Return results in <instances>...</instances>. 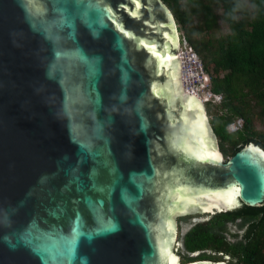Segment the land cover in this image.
I'll list each match as a JSON object with an SVG mask.
<instances>
[{
  "label": "water",
  "instance_id": "95a60500",
  "mask_svg": "<svg viewBox=\"0 0 264 264\" xmlns=\"http://www.w3.org/2000/svg\"><path fill=\"white\" fill-rule=\"evenodd\" d=\"M141 5L0 0V264H215L180 262L176 218L264 206V150L224 161L172 12ZM164 31L173 59L143 47Z\"/></svg>",
  "mask_w": 264,
  "mask_h": 264
},
{
  "label": "trees",
  "instance_id": "16d2710c",
  "mask_svg": "<svg viewBox=\"0 0 264 264\" xmlns=\"http://www.w3.org/2000/svg\"><path fill=\"white\" fill-rule=\"evenodd\" d=\"M161 1L201 58L212 92L223 97L218 105L207 104L221 152L230 158L249 142L264 150V133L256 131L253 123L264 117V0ZM220 21L228 32L216 36ZM239 118L242 129L229 132V124ZM228 224L244 227L243 233H231ZM183 246L182 263L228 256L227 264H264V206L241 204L216 213L207 222L194 225L185 234ZM196 253L198 258L188 256Z\"/></svg>",
  "mask_w": 264,
  "mask_h": 264
},
{
  "label": "built area",
  "instance_id": "2783aa9c",
  "mask_svg": "<svg viewBox=\"0 0 264 264\" xmlns=\"http://www.w3.org/2000/svg\"><path fill=\"white\" fill-rule=\"evenodd\" d=\"M178 56L181 62L182 82L185 91L191 94H197L203 100V105L220 104L223 97L212 92L210 77L204 70L201 58L189 44L187 39L182 38L180 34ZM242 127L243 120L239 118L235 122L229 124L228 131L234 133L241 130Z\"/></svg>",
  "mask_w": 264,
  "mask_h": 264
},
{
  "label": "rangeland",
  "instance_id": "374dc122",
  "mask_svg": "<svg viewBox=\"0 0 264 264\" xmlns=\"http://www.w3.org/2000/svg\"><path fill=\"white\" fill-rule=\"evenodd\" d=\"M218 14H220V12L217 11ZM220 23V26L218 29H216V31H214V34L216 36H221L225 33L228 32L227 30V27L225 25V23H223L222 21L219 22ZM177 24V23H176ZM195 24V23H194ZM178 33L181 35L182 38H185V35L182 34L181 32H179L178 30ZM182 86H183V89H184V84L182 82ZM206 108V114L208 115V106H205ZM215 107L210 111V113L212 114L213 112H215ZM208 118H209V115H208ZM211 118V117H210ZM210 118H209V121H208V124H209V127L213 133V135L215 136L216 138V142L219 144V140L218 138L216 137V135L214 134L213 130H212V126H211V123H210ZM254 123V127L256 129V131H259V132H262L264 133V117H259V119H254L253 121ZM223 157H224V161H226L227 159H229L227 156H225L223 154ZM201 215V216H200ZM196 216V217H195ZM199 216V217H198ZM213 215H204V214H200V213H195V214H191V215H186V216H179L176 218V223L178 225V229H179V232H178V241L179 243L177 244V247H176V252L177 254L179 255L180 257V262H183L182 260V257H184L186 255V252H185V248L183 246V238L185 236V234L196 224L198 223H203V222H207ZM195 217V218H194ZM240 223V221H238L236 224ZM228 229L231 233H238L239 235L243 233V230H244V227L240 228L238 227L237 225H232V224H229L228 226ZM227 238L228 240L230 241H233L230 239L229 235H227ZM190 258H198L199 257V254H190L188 255ZM215 261H220L219 258H216L214 259ZM207 261V260H206ZM215 261H212V262H215Z\"/></svg>",
  "mask_w": 264,
  "mask_h": 264
},
{
  "label": "snow or ice",
  "instance_id": "6c2138e0",
  "mask_svg": "<svg viewBox=\"0 0 264 264\" xmlns=\"http://www.w3.org/2000/svg\"><path fill=\"white\" fill-rule=\"evenodd\" d=\"M132 4H134L137 8H140L141 5V0H132ZM109 12H111V8L108 9ZM115 23V27L116 29H118L125 37L128 38H133L132 37V33H130L129 31L125 30L124 27L122 26V22H117L115 20L114 17V21ZM160 35V39L162 41H164L165 43H152V44H143V47L146 48L154 57H156L157 59L160 60H164L165 58L167 59H173L175 58L174 53H169L167 57H165V54L161 51V49H166L168 47V43H172L173 45H175L176 41L173 37H171L169 35V32L164 31L162 34H157ZM255 151V150H254ZM259 155L261 157H264V151L259 152ZM196 159H203V157L201 156H196ZM229 192H232L236 195H239L240 193V187L234 185L233 187H231L229 190ZM112 225H107L101 228L102 232H108L112 229ZM165 249L163 247H161L160 249V253L161 255H163L165 253ZM172 259H175V257H172Z\"/></svg>",
  "mask_w": 264,
  "mask_h": 264
},
{
  "label": "bare ground",
  "instance_id": "6f19581e",
  "mask_svg": "<svg viewBox=\"0 0 264 264\" xmlns=\"http://www.w3.org/2000/svg\"><path fill=\"white\" fill-rule=\"evenodd\" d=\"M177 37V36H176ZM184 91H185V89H184ZM185 93L187 94V95H189V96H195L198 100H199V102L201 103V105H202V107H203V109H204V111H205V107H204V105H203V100L196 94H191L190 92L188 93V92H186L185 91ZM205 114H206V111H205ZM206 118H207V120H208V117H207V114H206ZM220 154H222L220 151H218ZM222 156H223V154H222ZM223 159H224V157H223ZM205 213H207V212H205ZM186 216V215H185ZM215 264H218V263H215Z\"/></svg>",
  "mask_w": 264,
  "mask_h": 264
},
{
  "label": "flooded vegetation",
  "instance_id": "af4514ba",
  "mask_svg": "<svg viewBox=\"0 0 264 264\" xmlns=\"http://www.w3.org/2000/svg\"><path fill=\"white\" fill-rule=\"evenodd\" d=\"M219 148H220V145H219ZM221 151V150H220ZM222 153V152H221ZM223 154V153H222ZM205 215V214H204ZM201 216V215H200ZM196 217V216H195ZM194 217V218H195ZM199 217V216H198ZM233 225V224H232ZM228 226H229V224H228ZM229 230V229H228ZM229 259V258H228ZM228 259L226 258V256L224 257V258H222V259H220V261H215V263H221V262H224L225 264H227L228 263Z\"/></svg>",
  "mask_w": 264,
  "mask_h": 264
},
{
  "label": "clouds",
  "instance_id": "9594fccd",
  "mask_svg": "<svg viewBox=\"0 0 264 264\" xmlns=\"http://www.w3.org/2000/svg\"><path fill=\"white\" fill-rule=\"evenodd\" d=\"M177 27H178V26H177ZM205 106H207V104H206V105H204V107H205ZM205 110H206V108H205ZM207 117H208V115H207ZM208 121H209V118H208Z\"/></svg>",
  "mask_w": 264,
  "mask_h": 264
}]
</instances>
